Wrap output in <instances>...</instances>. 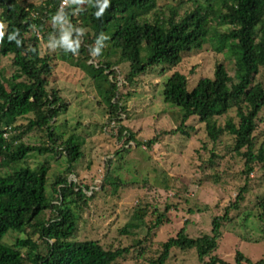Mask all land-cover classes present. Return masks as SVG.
<instances>
[{
	"label": "trees",
	"instance_id": "obj_1",
	"mask_svg": "<svg viewBox=\"0 0 264 264\" xmlns=\"http://www.w3.org/2000/svg\"><path fill=\"white\" fill-rule=\"evenodd\" d=\"M59 1L23 5L19 0H0V57L11 56L13 68L7 79L0 77V167L7 170L0 175V264H113L128 252L127 248L104 249L95 240L74 239L76 215L69 206L86 201L93 191L86 196L88 187L68 178L82 156V142L72 133L63 138L52 125L66 110V102L57 89L48 87L52 64L50 57L39 54L40 39L56 40L63 33L66 47L59 46L58 58L75 65L82 58L108 121L117 120L120 110L113 101L116 85L110 80L116 76L117 64H127L124 81L131 83L148 71L160 76L178 66L184 56L211 44L222 57L213 64L209 77H198L189 85L182 73L172 71L162 83V102L177 109V125L142 142L128 129L119 128L116 139H122L126 148L131 142L150 149L160 136L188 137L187 130L192 128L186 121L191 119L203 125L211 144L222 134L232 137V152L242 158L245 177L254 164L264 163V139L254 151L252 135L264 108V0H185L162 9L156 0H71L60 10ZM48 19L54 23L63 20L66 26L50 28ZM218 27L223 29L218 31ZM110 56L115 58L111 62ZM91 58L96 63H86ZM231 108L236 121L227 118L218 125L216 118ZM27 116L24 126L16 125ZM32 131L43 133L45 141L25 144L22 137ZM29 154L64 159V172L55 175L49 185L53 200L44 194L47 164L35 169L19 166ZM103 182L113 189L120 183L107 170ZM244 193L245 185L221 216L211 218L208 235L189 238L182 226L160 244V251L148 264H165L173 248L193 249L198 264H226L213 253L221 225L230 221L229 211L239 209ZM258 206L264 210V199ZM46 211L50 215L44 218ZM145 211L137 205L118 233L140 231L146 235L162 224L168 208L161 213L153 210L150 226L144 222ZM18 230L25 232V238H16L10 245L1 242L7 232ZM234 264L264 261L252 263L236 251Z\"/></svg>",
	"mask_w": 264,
	"mask_h": 264
},
{
	"label": "rangeland",
	"instance_id": "obj_2",
	"mask_svg": "<svg viewBox=\"0 0 264 264\" xmlns=\"http://www.w3.org/2000/svg\"><path fill=\"white\" fill-rule=\"evenodd\" d=\"M19 1L23 5H39L44 0ZM70 1L66 0V4ZM182 1L185 0H156V6L162 9ZM46 23L58 30L66 26V22L60 19L58 23L50 19ZM222 29L218 27L217 30ZM62 38L63 33L59 32L56 40L52 37L46 41L40 39L38 49L40 56L50 57L52 64L48 87L57 89L66 102V110L59 113L52 125L63 138L72 133L82 142V156L74 163L73 175L68 178L88 187L86 196L93 191L86 201L69 206L76 215L74 239L95 240L104 249L127 248L128 252L113 264H148L160 251V244L174 237L182 226L189 238L208 235L211 218L221 216L224 207L245 185L239 209L229 211L230 221L221 225L213 255L226 264H234L236 251L252 263L260 259L264 261V210L258 206V202L264 199V163L254 164L253 171L245 177L242 158L232 152V137L222 134L211 144L203 125L191 119L186 121L192 128L187 130L188 137L160 136L150 149L135 147L131 142L132 146L129 144L126 148L122 139H116L119 128L132 132L137 142L174 128L178 121L177 109L164 104L160 95L165 78L172 71H179L191 85L198 77H209L213 64L220 61L222 55L215 52L211 44H206L201 50L184 56L178 66L164 74L159 76L156 71H148L131 83L124 81L127 64H117L114 68L116 76L110 80L115 82L113 101L120 110L117 120L111 118L108 121V113L82 66V58L79 57L77 65L72 64V60L58 58L59 46L66 47ZM114 59L110 56L108 61ZM90 62L94 64L96 60L91 58L86 63ZM12 72L11 56L0 57V77L7 79ZM258 116L260 119L252 134L254 151L264 139V108ZM29 117L18 119L16 125L24 126ZM227 118L236 121L233 108L216 118L217 124L222 126ZM21 140L27 145H40L45 137L41 132L32 131ZM44 162L47 164L44 194L53 200L55 195L49 185L55 175L64 172V159L60 155L29 154L19 166L35 169ZM106 170L120 182L115 189L103 182ZM6 171L0 167V175ZM162 180L161 184L158 183ZM137 205L146 210L144 222L147 226L154 219L153 210L161 213L167 207L165 220L146 235L140 231L132 235L119 234ZM49 215V211L43 213L44 218ZM25 236L20 230L9 231L1 242L10 245L14 239ZM165 264L198 263L193 249L179 251L173 248Z\"/></svg>",
	"mask_w": 264,
	"mask_h": 264
},
{
	"label": "built area",
	"instance_id": "obj_3",
	"mask_svg": "<svg viewBox=\"0 0 264 264\" xmlns=\"http://www.w3.org/2000/svg\"><path fill=\"white\" fill-rule=\"evenodd\" d=\"M65 4H66V0H60L59 5H58V9L60 10L63 6H65Z\"/></svg>",
	"mask_w": 264,
	"mask_h": 264
},
{
	"label": "clouds",
	"instance_id": "obj_4",
	"mask_svg": "<svg viewBox=\"0 0 264 264\" xmlns=\"http://www.w3.org/2000/svg\"><path fill=\"white\" fill-rule=\"evenodd\" d=\"M0 27H2V25H0Z\"/></svg>",
	"mask_w": 264,
	"mask_h": 264
}]
</instances>
